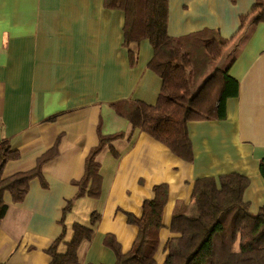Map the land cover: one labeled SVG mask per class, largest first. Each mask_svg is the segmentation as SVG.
Listing matches in <instances>:
<instances>
[{
  "label": "crops",
  "instance_id": "obj_1",
  "mask_svg": "<svg viewBox=\"0 0 264 264\" xmlns=\"http://www.w3.org/2000/svg\"><path fill=\"white\" fill-rule=\"evenodd\" d=\"M256 0H168L167 32L180 38L213 30L227 41L208 75L227 69L239 84L226 103L224 120L187 124L192 159L132 127L114 105H154L160 78L148 64V40L123 44L124 15L104 0H0V144L17 157L8 160L3 177L42 164L27 192L15 202L9 192L0 222V264H50L48 250L75 223L88 225L99 215L90 241L77 250L78 264H115L108 245L131 251L143 205L165 186L166 203L158 233L156 264H164L176 213L193 212V190L201 179L238 174L248 179L243 200L250 213L264 206V21L249 25ZM211 66V65H210ZM210 68V67H209ZM121 134L96 157L99 195L78 197L85 161L100 135ZM68 203L71 208L64 210ZM66 250L65 244L59 247Z\"/></svg>",
  "mask_w": 264,
  "mask_h": 264
},
{
  "label": "trees",
  "instance_id": "obj_2",
  "mask_svg": "<svg viewBox=\"0 0 264 264\" xmlns=\"http://www.w3.org/2000/svg\"><path fill=\"white\" fill-rule=\"evenodd\" d=\"M108 9L120 10L124 15L123 44L148 40L153 56L148 68L161 80V88L154 105L130 102L114 105L116 114L132 127L146 133L168 147L185 161L192 159L187 124L193 121L224 120L226 103L239 93L238 82L227 69L214 70L210 65L218 61L227 41L213 30H203L180 38L167 32L168 0H104ZM255 15L249 25L264 21V0L255 1ZM121 134L100 135L85 161L84 176L77 183L78 197L99 195V164L97 155ZM57 154L54 147L25 173L3 177V168L17 153L8 144H0V222L6 214L3 201L9 192L20 202L31 179L40 175L42 164ZM259 173L264 180V158L259 162ZM248 179L231 174L218 182L206 178L195 183L191 214L176 213L171 231L176 235L167 243L164 264H264V206L257 214L250 213L243 193ZM166 188H155V198L143 205L140 219L128 215V221L138 228L131 251L121 254L112 239L108 240L116 255L115 264H156L158 233L166 203ZM71 208L68 203L64 213ZM99 215L93 212L89 224L75 223L72 236L65 241L63 232L48 250L50 264H78L77 250L83 241H90ZM61 244L66 250L59 251Z\"/></svg>",
  "mask_w": 264,
  "mask_h": 264
},
{
  "label": "rangeland",
  "instance_id": "obj_3",
  "mask_svg": "<svg viewBox=\"0 0 264 264\" xmlns=\"http://www.w3.org/2000/svg\"><path fill=\"white\" fill-rule=\"evenodd\" d=\"M213 65H214V64H212V65L210 66L209 71L211 70V68L213 67Z\"/></svg>",
  "mask_w": 264,
  "mask_h": 264
},
{
  "label": "built area",
  "instance_id": "obj_4",
  "mask_svg": "<svg viewBox=\"0 0 264 264\" xmlns=\"http://www.w3.org/2000/svg\"><path fill=\"white\" fill-rule=\"evenodd\" d=\"M1 127V126H0Z\"/></svg>",
  "mask_w": 264,
  "mask_h": 264
}]
</instances>
